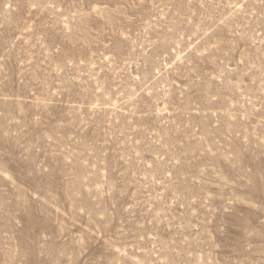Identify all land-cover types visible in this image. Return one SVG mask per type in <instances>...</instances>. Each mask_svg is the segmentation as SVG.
<instances>
[{
  "label": "rangeland",
  "instance_id": "rangeland-1",
  "mask_svg": "<svg viewBox=\"0 0 264 264\" xmlns=\"http://www.w3.org/2000/svg\"><path fill=\"white\" fill-rule=\"evenodd\" d=\"M0 264H264V0H0Z\"/></svg>",
  "mask_w": 264,
  "mask_h": 264
}]
</instances>
